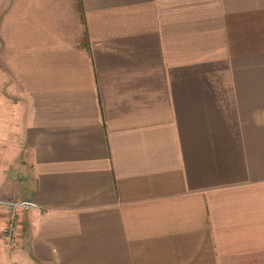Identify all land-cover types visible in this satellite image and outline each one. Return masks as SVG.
<instances>
[{
    "label": "crops",
    "instance_id": "obj_1",
    "mask_svg": "<svg viewBox=\"0 0 264 264\" xmlns=\"http://www.w3.org/2000/svg\"><path fill=\"white\" fill-rule=\"evenodd\" d=\"M0 264H264V0H0Z\"/></svg>",
    "mask_w": 264,
    "mask_h": 264
},
{
    "label": "built area",
    "instance_id": "obj_2",
    "mask_svg": "<svg viewBox=\"0 0 264 264\" xmlns=\"http://www.w3.org/2000/svg\"><path fill=\"white\" fill-rule=\"evenodd\" d=\"M8 210L9 213V223L3 232V237L11 245L16 242V228L18 224V217L21 211L39 207L36 202L30 200H0Z\"/></svg>",
    "mask_w": 264,
    "mask_h": 264
}]
</instances>
